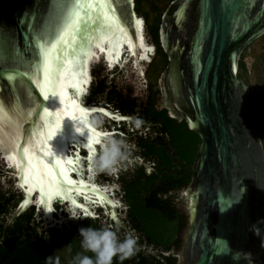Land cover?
<instances>
[{
	"label": "water",
	"instance_id": "obj_1",
	"mask_svg": "<svg viewBox=\"0 0 264 264\" xmlns=\"http://www.w3.org/2000/svg\"><path fill=\"white\" fill-rule=\"evenodd\" d=\"M124 8L129 17L127 35L108 33L102 22L91 18L81 26L75 49L66 46L61 53L64 68L74 62L73 74L66 79L61 76L57 96L49 102L43 101L34 77H17L14 87L7 76L0 77V160L9 169L14 188L22 194L4 227L31 205L42 211V222L49 226L55 201L49 216L45 207H50L52 198L65 201L69 207V203L79 205L78 198L83 195L94 196L110 218L122 225L113 198L80 177L69 163L68 157L74 159L72 154H77L72 153L71 146L86 148L73 141L65 154L64 143L70 136L95 140L90 129L104 134L89 125V108L92 114L116 117L94 103L81 100L80 105L77 100V87L93 58L130 61L144 79L143 65L149 62L155 45L150 43L143 16L135 10V0H128ZM54 9V0H0V68L28 70L38 55L35 33L43 29ZM136 19L144 22L142 28L135 24ZM263 34L264 0H171L161 14L158 40L167 63L157 80L160 94L156 107L165 108L171 118L184 120L199 136L190 182L178 195L180 214L184 215V225L177 233L178 264H263L264 144L253 124L248 85L237 73L241 53ZM56 35L53 26L51 39L45 37L39 43L51 48ZM101 47L105 51L101 52ZM150 47L152 51H148ZM44 107L49 108L51 119H43ZM57 116L61 126L44 145L52 154H42L39 140H46ZM26 130L31 131L30 138L24 135ZM30 167L42 175L44 192L39 183L30 190ZM65 170L67 177L62 174ZM57 180L59 184L52 192L47 185ZM38 193L45 207L37 203ZM82 206L78 211L86 216L88 208Z\"/></svg>",
	"mask_w": 264,
	"mask_h": 264
},
{
	"label": "trees",
	"instance_id": "obj_2",
	"mask_svg": "<svg viewBox=\"0 0 264 264\" xmlns=\"http://www.w3.org/2000/svg\"><path fill=\"white\" fill-rule=\"evenodd\" d=\"M141 2L135 0L137 13ZM152 9L158 14L149 30L164 68L167 58L158 40L162 13L154 6ZM143 15L146 18L148 13ZM244 67L241 57L238 75ZM124 78V69L115 68L109 72L102 62L96 63L84 97L85 104L94 103L131 117L114 125L120 133L114 137L132 146L129 160L119 165L114 181L120 186L117 193L123 202L116 210L122 225L99 208L94 217H66L59 223L56 204L57 222L49 226L42 222V211L38 212L31 205L4 227L22 194L14 188L13 178L0 160V264H74L78 255L94 260L95 253L82 247L79 234L81 227L88 226L109 227L120 239L127 235L136 237L139 249L136 254L123 261L113 257V264H178L176 253L180 242L177 233L184 225V215L180 214L182 201L178 200V195L190 182L199 136L184 120L171 118L165 108L156 107L160 94L158 84L155 88L148 84V93L140 96L135 94L134 86L118 82ZM136 118L145 122L140 129L135 127ZM95 120L98 127L111 128V121L98 115ZM97 179L102 183L113 182L111 175L105 172H97Z\"/></svg>",
	"mask_w": 264,
	"mask_h": 264
},
{
	"label": "snow or ice",
	"instance_id": "obj_3",
	"mask_svg": "<svg viewBox=\"0 0 264 264\" xmlns=\"http://www.w3.org/2000/svg\"><path fill=\"white\" fill-rule=\"evenodd\" d=\"M127 3L128 0H54V11L50 12L49 16L45 19L43 29L35 33L38 55L33 57V60L28 65V70L19 71L0 68V77L7 76L13 87L15 86L17 77H34L35 86L42 94L43 101L49 102L51 97L57 96L56 85L61 76L66 79L69 75L73 74L71 69L74 62L70 61L69 66L64 68L63 61L65 57L62 56L61 53L66 46L73 48V50L75 49V39L81 26L85 24L87 19L91 18L94 22H102L103 30L108 33L115 35L119 32L127 35L125 25L129 22V17L124 8V5ZM34 19L35 16L33 15V21ZM143 23L144 22L140 19L135 20V24L141 26V28ZM53 26L56 27L57 35L51 48H48L45 43H39V41L45 39V37L51 39V28ZM33 31L32 25H29V32L32 33ZM136 34H139V32ZM140 38L141 43H143V37L141 36ZM100 51L103 52L105 49L101 47ZM148 51H152V49ZM144 58L146 59L147 57ZM85 63H87V61H85ZM41 72L43 73L42 80L40 78ZM82 74L83 72L76 73V75ZM86 82L87 81H81L80 83ZM60 95L63 97L64 92L61 91ZM43 119H51V113L48 107H44L43 109ZM60 126L61 120L59 116H57L56 126L47 134L46 140H39V151L42 154H52L44 145L56 134ZM76 130L78 132L81 131L80 128ZM90 131L97 138L89 141L87 147L95 150L93 145H98L100 136L108 134L97 133L95 129H90ZM24 135L30 138L32 133L30 130H26ZM69 163H71V161H69ZM34 167L39 169V165H34ZM40 171L42 172V169ZM28 173V182L31 185L30 190L39 183L41 184V191L44 192L45 186L43 184L42 175H37V172L33 171L32 167L29 168ZM62 174L67 177V170ZM69 183L73 182L69 180ZM58 184L59 181L57 180L55 183L50 182L47 187L50 188L52 192H55Z\"/></svg>",
	"mask_w": 264,
	"mask_h": 264
},
{
	"label": "clouds",
	"instance_id": "obj_4",
	"mask_svg": "<svg viewBox=\"0 0 264 264\" xmlns=\"http://www.w3.org/2000/svg\"><path fill=\"white\" fill-rule=\"evenodd\" d=\"M144 123L142 118H136L134 121L137 129H140ZM98 145L99 150L92 160L93 169L96 172L109 173V175L112 173L111 178L113 182H110L114 183L115 188L120 189L118 183L114 181L120 169L119 165L129 160L132 146L126 140L111 135L100 137ZM106 183L108 182L101 184ZM116 197L123 203L119 195ZM253 231L255 234H258V230L255 227H253ZM79 234L81 236L82 247L95 253V259L78 255L74 258V264H113V257H118L120 261H123L131 258L139 250L137 239L134 235H127L124 239H120L117 233L109 227H81Z\"/></svg>",
	"mask_w": 264,
	"mask_h": 264
},
{
	"label": "rangeland",
	"instance_id": "obj_5",
	"mask_svg": "<svg viewBox=\"0 0 264 264\" xmlns=\"http://www.w3.org/2000/svg\"><path fill=\"white\" fill-rule=\"evenodd\" d=\"M169 1L170 0H142L140 4V12L138 14L143 16L145 20V29L149 36L150 43L152 44L154 43L152 41L149 26L153 23L154 18H156L158 14V11L153 10L152 6L159 9L160 13H162ZM143 13H148V16L145 18ZM241 57L245 67L239 72V75L248 85L249 104L252 109L253 124L264 144V34L246 47L241 53L240 58ZM143 68L145 76L141 81V79L137 77V71L134 70L133 73L128 64L125 65L123 69L125 70L126 78L120 79L118 82H120V84L134 86L135 94L144 96L145 92L148 93V84H152L154 88L157 86L158 77L164 69L162 57L156 53V50L151 56V61L144 64ZM84 97L85 96L81 97L82 101H84ZM81 169L82 175L84 176L83 167H81ZM8 170L9 169H7V171Z\"/></svg>",
	"mask_w": 264,
	"mask_h": 264
},
{
	"label": "bare ground",
	"instance_id": "obj_6",
	"mask_svg": "<svg viewBox=\"0 0 264 264\" xmlns=\"http://www.w3.org/2000/svg\"><path fill=\"white\" fill-rule=\"evenodd\" d=\"M141 20V19H140ZM149 49H151V47L149 48ZM99 57H101V56H98V57H95V58H93L92 60H91V62L89 63V65L87 66V70H86V73H85V76H84V78H83V80L82 81H87L86 83H80V85L77 87V100H78V102H79V104L81 105L82 103H81V97L83 96V94L85 93V91H87V86H88V84H89V81H90V73H89V70H90V67H91V63L92 62H94V61H96L97 59H99ZM105 57V56H104ZM105 59L107 60V62L109 63V65L110 66H112L113 64H114V61H116V59H111V58H108V57H105ZM151 59V58H150ZM137 62H139V61H137ZM132 69L133 70H136V68L134 69V67H132ZM90 109V112H89V114H88V117H87V120H88V123H89V125L93 128V123H92V119H91V115H92V109L91 108H89ZM104 136V135H103ZM81 138H83V141H81ZM92 139H89V138H85V137H80V136H70V137H68V138H66V140H65V143H64V151H65V154H67V147H68V145H69V143H72L73 141H76V142H79L81 145H83L85 148H86V150H87V153H88V161H89V163L90 162H92V160H93V157H94V153H95V150H93V149H89L88 147H87V145H88V143H89V141H91ZM93 148L95 149V145H93ZM4 154V153H3ZM5 155V154H4ZM5 159H6V161H7V163L9 164V165H11V166H13V164H12V162H11V160L5 155ZM68 159H69V161H71V165L73 166V168L74 169H77V174L80 176V177H82L83 178V175H82V169H81V167H82V164H81V160H80V157H79V155L78 154H76V157L73 159L72 157H68ZM14 167V166H13ZM15 168V167H14ZM92 167H91V165H90V169H91ZM94 187V192L96 191L95 190V186H93ZM105 188V187H104ZM106 189V188H105ZM34 190H36L37 192H38V190L35 188ZM33 190V191H34ZM57 200V198H52L51 199V203H50V207L49 208H47V207H45V204H44V201H43V199L41 198V196L39 195V193H38V197H37V203L38 204H42L44 207H45V211H46V213H47V215L49 216L50 215V209H51V206H52V204L54 203V201H56ZM101 200V199H100ZM61 202H65V201H62V200H60ZM57 204V203H56ZM81 205L79 204V205H76V204H71V203H69V208L72 210V211H74V212H76V211H78L79 210V207H80ZM82 209H86V206H82ZM87 212V211H86Z\"/></svg>",
	"mask_w": 264,
	"mask_h": 264
},
{
	"label": "flooded vegetation",
	"instance_id": "obj_7",
	"mask_svg": "<svg viewBox=\"0 0 264 264\" xmlns=\"http://www.w3.org/2000/svg\"><path fill=\"white\" fill-rule=\"evenodd\" d=\"M102 62V61H101ZM98 63H100V62H98ZM102 64L104 65V63L102 62ZM95 65V64H94ZM93 65V66H94ZM127 65V64H126ZM128 66L130 67V69L133 71V73H134V70L132 69V65L129 63L128 64ZM104 67H105V65H104ZM125 67V66H124ZM123 67V68H124ZM93 68V67H92ZM123 68H119V69H123ZM106 69V68H105ZM135 69V68H134ZM107 70V69H106ZM115 69H113V70H107V71H109V72H112V71H114ZM112 74V73H111ZM137 77L139 78V79H141V81H142V78L138 75V73H137ZM90 88V87H89ZM87 95V94H86ZM85 96V95H84ZM96 105V104H95ZM98 106H101V105H98ZM104 107V106H103ZM113 112V111H112ZM115 113V112H114ZM117 114H119V115H121L119 112H116ZM96 115H98L101 119H106V120H108L109 122H110V124H111V128H115V129H117V131L119 130V128H117V127H115L114 125H118V124H120L121 122H117V121H114L113 119H107V118H105V117H103V116H100L99 114H95L94 115V117H93V120H94V123H95V126H97L96 125V120L94 119L95 118V116ZM126 116V115H125ZM129 117V116H128ZM129 119H131V117H129ZM98 128H101V127H98ZM103 128V127H102ZM107 129H111V128H108V127H106ZM105 128V129H106ZM119 132V131H118ZM111 175V174H110ZM112 179V178H111ZM96 180H97V178H96ZM107 184H109V183H107ZM111 184V183H110ZM117 191H118V189L117 188H115L114 187V192H115V194L114 195H119L118 193H117ZM56 203L57 202H55V205H56ZM58 215H64V213L66 214L67 213V206H66V204H64V203H62L61 201H58ZM263 257H264V255H263ZM262 257V258H263ZM263 264H264V259H263Z\"/></svg>",
	"mask_w": 264,
	"mask_h": 264
}]
</instances>
